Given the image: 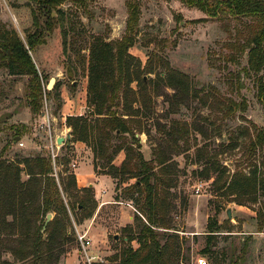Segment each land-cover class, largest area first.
<instances>
[{
  "label": "rangeland",
  "instance_id": "374dc122",
  "mask_svg": "<svg viewBox=\"0 0 264 264\" xmlns=\"http://www.w3.org/2000/svg\"><path fill=\"white\" fill-rule=\"evenodd\" d=\"M136 1L141 13L137 40L129 51L135 57L134 63L144 69L141 77L152 81L146 93L154 95V112L148 118L139 119L145 132L137 135L143 142L146 159H155L158 155L167 159L162 167L156 165L155 172L172 184L169 188L160 185L169 192V216L173 228L168 231L176 236L165 241L170 244V253L180 252V256H175L170 263L199 264L204 258L207 264H264V229L258 231L264 191H258L254 197L240 196L226 187L218 189L214 183L220 173L219 184H224L236 172L256 173L264 181V146L253 148L251 144L256 128H264V105L257 95V75L242 73L241 79L237 77L248 64L247 50L240 52L232 47L233 42H244L248 28L256 20L249 17L210 18L202 10L191 8L180 0ZM33 6L36 7V3L30 0H0V28H15L27 43V35L36 29ZM60 9L65 14L68 42L64 43V30L59 25L46 43L30 52L40 74L47 75L43 81L45 89L51 91L57 85L49 97H44L40 115H33L27 104L29 77L11 75L7 68H0V154L4 157L30 156L39 152L51 156L49 133L40 127L43 114L49 111L57 117L52 124L55 135L54 126L62 124L64 114L77 112L72 99L75 98L78 105L83 100L81 92L88 80L84 57L89 55L93 38L101 35L106 40H118L126 33L128 0H68ZM232 54L234 61L229 59ZM149 60L152 65L148 64ZM67 68L73 69L72 76L66 73ZM171 69L189 76L188 90L175 93L174 88L158 77L159 73L167 77ZM52 78L56 81L50 88ZM133 87L138 88L137 82ZM233 102L246 106L240 105L228 114ZM63 107L67 109L64 114ZM88 112L85 108L84 114ZM23 124L28 126L22 132L24 145L19 146L14 139L10 148L4 150L16 134L13 125L21 128ZM58 152L56 162L52 161L58 180H67L70 174H75L77 165L90 158L85 152L79 155L67 145ZM122 156H117L115 161L121 163ZM85 167L83 163L82 168ZM23 178L28 176L23 174ZM117 182L114 178L112 196H121L120 201L131 204L136 211L113 203L105 205L96 215L99 202L92 187L94 195H90L94 196L92 204L95 206L92 216L84 218L80 224L74 223L77 239L70 244V251L61 257L59 264L112 262L113 255L121 252L127 241L129 232L125 227L132 225L136 230L142 223L140 220H146L134 201L123 197V191L134 182L133 179L120 185ZM201 182V191L197 192L195 186ZM73 192L77 194L75 189ZM88 194L78 193L79 196ZM134 196L137 197V193ZM75 199L79 197L72 198ZM125 207L133 212L130 222ZM136 214L139 219H135ZM211 226L217 231H210ZM79 232L86 234L88 245L83 246ZM116 234L118 239L114 238ZM210 234L215 236L211 242ZM131 245L137 248L139 243L135 240ZM206 249L210 252H204ZM215 256H218L216 260ZM2 259L21 264L11 253H4Z\"/></svg>",
  "mask_w": 264,
  "mask_h": 264
},
{
  "label": "trees",
  "instance_id": "16d2710c",
  "mask_svg": "<svg viewBox=\"0 0 264 264\" xmlns=\"http://www.w3.org/2000/svg\"><path fill=\"white\" fill-rule=\"evenodd\" d=\"M66 1L30 0L36 3V7H32L36 29L27 35V43L15 28H0V68H7L11 75L29 77L27 104L35 116L42 113L44 97H49L57 85L51 91L45 89L43 81L47 75L40 74L30 52L46 43L59 25L64 30V43L68 42V30L64 28L65 14L60 9ZM180 1L202 10L210 18L249 17L256 20L248 28L244 42H233L232 47L240 52L247 50L248 64L237 77L241 79L242 73L246 76L257 75V95L264 105V0ZM128 7L126 33L121 39L106 40L104 36L97 35L90 43L89 55L84 57V65L88 68L89 112L68 116L67 125L72 129L74 141H82L92 149L95 172L111 175L118 181L117 185L133 179L134 182L123 191V197L131 198L146 219L140 220L142 223L137 225L136 230L132 225L125 227L129 232L127 241L121 252L113 255L112 262L96 264H171L175 256H180V252L174 250L170 253V244L168 240L165 241L176 236L168 231L173 228L169 216V192L160 185L169 188L172 184L162 174L155 172L156 165L162 167L167 159L162 155L146 159L141 138L137 135L145 132L139 119L148 118L154 112V95L146 93L152 81L141 77L144 69L139 63H134L135 57L129 51L137 40L140 6L136 0H128ZM229 59L234 61L235 55L232 54ZM148 64L152 65V60ZM66 73L72 76L74 72L67 68ZM161 75L159 73L158 77L174 88L175 93L188 90L187 74L171 69L167 77ZM134 82H137V89L133 87ZM240 105L243 108L246 106L245 103L233 102L228 114L236 111ZM15 127L16 134L4 150L10 148L16 136L22 137V132L28 126L23 124L20 128L13 125ZM251 144L253 148L264 146V128H256ZM121 152L125 157L117 165L114 161ZM23 174L28 178H23ZM220 174L214 180L218 189L226 187L240 196L251 197L260 190L264 191V181L256 173L236 172L224 184H219ZM80 192L89 194L79 196ZM90 194L94 195L92 187L79 188L74 173L67 180H58L49 154L39 152L30 156L16 155L14 158L0 154V264H11L2 259L4 253H11L21 264H59L61 257L70 251V244L77 239L74 223L80 224L84 218L92 216L95 206L92 204L94 196ZM73 197L79 199L72 200ZM116 198L120 200L121 196ZM49 213H54V216L46 223ZM79 213H83L82 216ZM135 219H139L137 214ZM258 219V231H263L264 207ZM213 226L210 231H217ZM214 238V234H210L209 241ZM135 240L139 243L137 248L131 245ZM204 252H210V249ZM217 258L215 256V260Z\"/></svg>",
  "mask_w": 264,
  "mask_h": 264
},
{
  "label": "crops",
  "instance_id": "0c3cea01",
  "mask_svg": "<svg viewBox=\"0 0 264 264\" xmlns=\"http://www.w3.org/2000/svg\"><path fill=\"white\" fill-rule=\"evenodd\" d=\"M36 63V62H35ZM79 95H77L78 98ZM81 97H83V100L81 102V105H78V103L76 102V99L73 98L72 99V103H75V107L77 109V112L74 113H65L66 112V108L63 107V118H62V124L57 127V125L54 126V132H55V136H57V138L63 137L65 134L68 135V140H70V144H67L68 146H72V148L79 154L82 155L83 152H85L87 154V156L89 155V159L88 161H83L80 163V165L76 166V170H75V175H76V180H77V186L79 188H85V187H94L95 189V196L97 201L99 202V205L97 207V214H99V212L101 211V209L108 204H113V203H117L120 205H125L127 207H130L133 211L136 209L129 203L124 202V201H120L117 198L112 196V192L114 190L115 187V183H114V178L111 175L108 174H103V173H97L95 172L94 169V154L93 151L90 147L87 146L86 143L82 142V141H74L73 135H72V129L71 127H69L67 125V117L68 116H72V115H83L84 114V109L88 108V103H87V84H85V88L83 89V91L81 92ZM65 111V112H64ZM57 119V117H55ZM23 123H27V122H23ZM142 142V141H141ZM143 143V142H142ZM13 147V146H12ZM123 155V156H122ZM124 152H121L118 156H122L124 158ZM122 158V159H123ZM122 159L120 160V162L122 161ZM92 160V161H91ZM85 163L86 167L82 168V164ZM114 163H117L116 161H114ZM120 163H117V165H119ZM125 210L126 207H125ZM127 212H129L127 210ZM128 219L129 222L132 220L133 218V212H129L128 214ZM128 222V221H127Z\"/></svg>",
  "mask_w": 264,
  "mask_h": 264
},
{
  "label": "built area",
  "instance_id": "2783aa9c",
  "mask_svg": "<svg viewBox=\"0 0 264 264\" xmlns=\"http://www.w3.org/2000/svg\"><path fill=\"white\" fill-rule=\"evenodd\" d=\"M56 121V118L54 116H52L49 111H46L44 114H43V121L42 123H40V127L41 128H45L46 131L49 133V139H50V154H51V158H52V161L55 163L56 162V158L58 157L59 155V152L58 150L63 146V145H67L66 144V139L68 138V135L65 134L63 137L65 138V141L63 143H58L57 142V136L53 135L52 133V124ZM17 144L19 146H23L24 145V142L21 140H19L17 142ZM75 165V164H74ZM202 182L197 184L195 187H196V191L197 192H200L201 191V187H202ZM79 239L80 241L82 242L83 246H86L88 245L90 242L88 240V238H86V234H82L79 232ZM199 264H207V260L204 259V258H201L199 260Z\"/></svg>",
  "mask_w": 264,
  "mask_h": 264
},
{
  "label": "water",
  "instance_id": "95a60500",
  "mask_svg": "<svg viewBox=\"0 0 264 264\" xmlns=\"http://www.w3.org/2000/svg\"><path fill=\"white\" fill-rule=\"evenodd\" d=\"M55 81H56V78H52V79H51V81H50V83H49V87H50V88H53V86H54V84H55ZM20 139H21L20 136H16V138H15V143H17ZM64 141H65V138H64V137H60V138L57 139V142H58L59 144H60V143H63ZM66 144H70V140H68V138L66 139ZM228 216L231 217V211H230V210H228ZM51 219H52V213H49V214L47 215L46 223H48ZM44 229H45V226H44L43 230H44ZM114 238H115V239H118V238H119V235L116 234ZM126 240H127V238H126Z\"/></svg>",
  "mask_w": 264,
  "mask_h": 264
}]
</instances>
